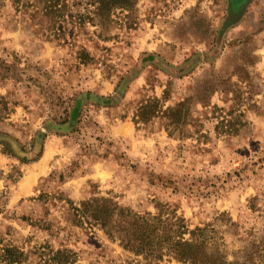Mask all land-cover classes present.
Wrapping results in <instances>:
<instances>
[{"label": "rangeland", "instance_id": "rangeland-1", "mask_svg": "<svg viewBox=\"0 0 264 264\" xmlns=\"http://www.w3.org/2000/svg\"><path fill=\"white\" fill-rule=\"evenodd\" d=\"M246 3L232 17L231 0L107 13L99 0H0V254H19L0 264L21 252L22 264H53L49 249L145 264L76 216L93 198L174 212L227 260L264 264V0ZM103 109L133 123L141 151L107 135ZM49 140L61 153L41 165ZM96 162L108 181L75 183Z\"/></svg>", "mask_w": 264, "mask_h": 264}, {"label": "trees", "instance_id": "trees-1", "mask_svg": "<svg viewBox=\"0 0 264 264\" xmlns=\"http://www.w3.org/2000/svg\"><path fill=\"white\" fill-rule=\"evenodd\" d=\"M128 0H99L102 13H107L111 6L127 7ZM249 0H231V16H240ZM79 219H86L91 225H98L107 237L126 251L141 257L145 264H160L165 257H170L184 264H254L251 259L227 260L218 247L209 246L204 237L206 231H189L184 220L174 212L165 215H140L106 198H93L80 203L74 208ZM191 237L185 239V235ZM203 237V238H202ZM53 264H75L76 256L71 251L48 250ZM45 254V253H42ZM17 252L10 248L0 254V260L14 262ZM44 257V256H43ZM68 262L67 259L71 258ZM21 252V264L23 263ZM44 264H48L44 261Z\"/></svg>", "mask_w": 264, "mask_h": 264}, {"label": "crops", "instance_id": "crops-1", "mask_svg": "<svg viewBox=\"0 0 264 264\" xmlns=\"http://www.w3.org/2000/svg\"><path fill=\"white\" fill-rule=\"evenodd\" d=\"M82 89L83 88L81 87V90ZM102 93L103 92L101 91V95H104ZM107 111L109 110L103 109L96 113V117L98 118V120H100V123H102V125L106 127L107 125H109V128L107 129V135L114 141L121 139L130 141V144L131 145L133 144L131 150H129V153L131 155L134 152L133 150H136V148L140 150L144 145L143 144L144 140L143 139L140 140V138H138L140 140L139 145L136 144L135 141H137L138 139L135 137V128L133 126V123L128 119L117 121L116 123H114L115 122L114 121L113 123H111ZM49 142L50 143H48L47 141V143L44 145L42 155L38 160L39 163L41 162V165L42 163H46V165L48 163L49 165L50 164L49 162H51V160L55 158V154L61 153V151L58 149V142L50 141V140ZM39 163H37V165L35 166L36 172L38 169L41 170V166ZM87 168L90 169L89 172H87L81 179H79V181H75V183L82 184V182L86 179H94L98 182H107L109 177L113 175V171L111 170V168H108L107 165L98 162L91 163ZM34 179H35L34 177H31L27 181V184L24 185L25 190L31 187V185L33 184L31 182Z\"/></svg>", "mask_w": 264, "mask_h": 264}]
</instances>
